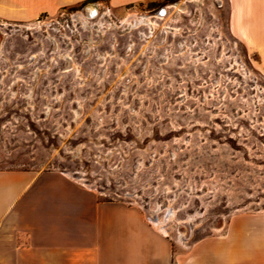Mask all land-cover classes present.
Instances as JSON below:
<instances>
[{
  "label": "rangeland",
  "instance_id": "obj_1",
  "mask_svg": "<svg viewBox=\"0 0 264 264\" xmlns=\"http://www.w3.org/2000/svg\"><path fill=\"white\" fill-rule=\"evenodd\" d=\"M146 14L159 19L136 24ZM7 169L82 177L157 218L170 207L181 260L217 245L222 264H264V44L232 34L228 0H81L0 18Z\"/></svg>",
  "mask_w": 264,
  "mask_h": 264
},
{
  "label": "crops",
  "instance_id": "obj_2",
  "mask_svg": "<svg viewBox=\"0 0 264 264\" xmlns=\"http://www.w3.org/2000/svg\"><path fill=\"white\" fill-rule=\"evenodd\" d=\"M79 1L0 0V18L31 20ZM228 4L232 34L264 44V0ZM64 174L0 170V264H222L217 245L196 258H177L143 210L105 199Z\"/></svg>",
  "mask_w": 264,
  "mask_h": 264
},
{
  "label": "bare ground",
  "instance_id": "obj_3",
  "mask_svg": "<svg viewBox=\"0 0 264 264\" xmlns=\"http://www.w3.org/2000/svg\"><path fill=\"white\" fill-rule=\"evenodd\" d=\"M195 1H201V0H195ZM185 2H183L181 5H180V7L183 9L184 7H185ZM170 9H172V8H175V9H177L176 7H174L173 5H169L168 6ZM91 10V9H90ZM96 11H97V8H95V10L94 9H92L91 11H90V14H89V16H90V18H95V16L97 15V13H96ZM165 13H166V8H165ZM161 15V14H160ZM162 16V15H161ZM76 17L81 21V23H83L84 25L86 24V23H89L90 22V20L88 19V18H86L85 17V15L83 14V13H81V12H77V14H76ZM157 19H159L158 17H156V16H153V15H148V14H146V15H143V16H136L135 18H134V20H135V22H136V24H138V23H149V24H151V23H156L155 21L157 20ZM68 176H69V174H67ZM70 177H72V176H70ZM73 179H77V180H84V178H82V177H78V178H74V177H72ZM83 184L84 185H86L87 187H89V188H91V189H94V186L92 185V184H88V183H84L83 182ZM145 210H146V212H147V218L149 219V220H151V222L152 223H154V225H156V227L158 228V229H160L163 233H167V231L164 229L165 228V226H166V223H167V221L170 219V218H172V216L175 214L174 213V211L173 210H171V208L170 207H168L167 208V215H165L163 218H157L156 216H155V214L159 211L158 209H155V210H149L148 208H144ZM161 210V209H160ZM191 220V219H190ZM180 232V234H179V239L181 240V241H183V232L182 231H179Z\"/></svg>",
  "mask_w": 264,
  "mask_h": 264
},
{
  "label": "water",
  "instance_id": "obj_4",
  "mask_svg": "<svg viewBox=\"0 0 264 264\" xmlns=\"http://www.w3.org/2000/svg\"><path fill=\"white\" fill-rule=\"evenodd\" d=\"M96 8V6L93 4V9ZM95 10V9H94ZM157 13L164 15L165 14V8L160 9L159 11H157Z\"/></svg>",
  "mask_w": 264,
  "mask_h": 264
},
{
  "label": "flooded vegetation",
  "instance_id": "obj_5",
  "mask_svg": "<svg viewBox=\"0 0 264 264\" xmlns=\"http://www.w3.org/2000/svg\"><path fill=\"white\" fill-rule=\"evenodd\" d=\"M91 11V10H90ZM90 11H88L87 13H90Z\"/></svg>",
  "mask_w": 264,
  "mask_h": 264
}]
</instances>
